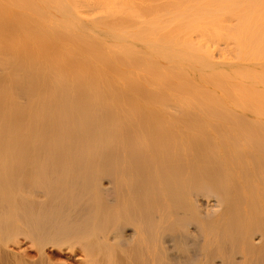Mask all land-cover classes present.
Returning a JSON list of instances; mask_svg holds the SVG:
<instances>
[{"label": "bare ground", "instance_id": "6f19581e", "mask_svg": "<svg viewBox=\"0 0 264 264\" xmlns=\"http://www.w3.org/2000/svg\"><path fill=\"white\" fill-rule=\"evenodd\" d=\"M263 102L264 0H0V264H264Z\"/></svg>", "mask_w": 264, "mask_h": 264}, {"label": "rangeland", "instance_id": "374dc122", "mask_svg": "<svg viewBox=\"0 0 264 264\" xmlns=\"http://www.w3.org/2000/svg\"><path fill=\"white\" fill-rule=\"evenodd\" d=\"M255 101H256V100H255ZM256 104H260V102H259V103H256ZM263 104H264V102H263ZM263 104H262V105H263Z\"/></svg>", "mask_w": 264, "mask_h": 264}]
</instances>
